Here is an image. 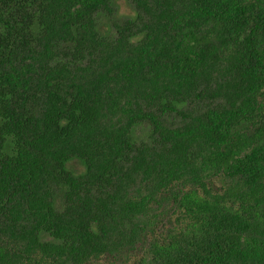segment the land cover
Segmentation results:
<instances>
[{
    "label": "trees",
    "instance_id": "1",
    "mask_svg": "<svg viewBox=\"0 0 264 264\" xmlns=\"http://www.w3.org/2000/svg\"><path fill=\"white\" fill-rule=\"evenodd\" d=\"M101 260L264 264V0H0V264Z\"/></svg>",
    "mask_w": 264,
    "mask_h": 264
},
{
    "label": "rangeland",
    "instance_id": "2",
    "mask_svg": "<svg viewBox=\"0 0 264 264\" xmlns=\"http://www.w3.org/2000/svg\"><path fill=\"white\" fill-rule=\"evenodd\" d=\"M116 9L118 10L119 14H126L128 11V7L124 2L117 3ZM94 264H111L108 261L101 260L99 262H95Z\"/></svg>",
    "mask_w": 264,
    "mask_h": 264
}]
</instances>
